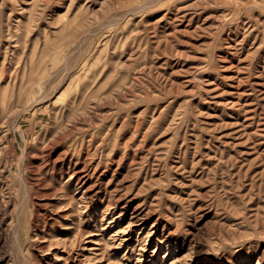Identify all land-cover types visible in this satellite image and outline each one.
<instances>
[{
    "label": "rangeland",
    "instance_id": "rangeland-1",
    "mask_svg": "<svg viewBox=\"0 0 264 264\" xmlns=\"http://www.w3.org/2000/svg\"><path fill=\"white\" fill-rule=\"evenodd\" d=\"M0 264H264V0H0Z\"/></svg>",
    "mask_w": 264,
    "mask_h": 264
}]
</instances>
